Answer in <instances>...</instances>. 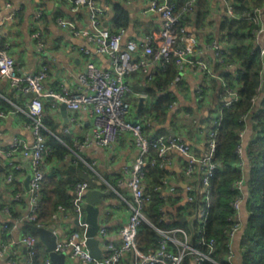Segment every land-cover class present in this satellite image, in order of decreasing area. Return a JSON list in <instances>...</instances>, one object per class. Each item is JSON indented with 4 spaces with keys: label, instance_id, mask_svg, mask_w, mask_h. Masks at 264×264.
Segmentation results:
<instances>
[{
    "label": "built area",
    "instance_id": "built-area-1",
    "mask_svg": "<svg viewBox=\"0 0 264 264\" xmlns=\"http://www.w3.org/2000/svg\"><path fill=\"white\" fill-rule=\"evenodd\" d=\"M40 8L36 11L34 21L36 29L33 32V38L38 43V48H44V29L43 22L44 8L50 0H39ZM71 11L74 15L81 17L90 25L89 28H79L74 21L69 18L59 17L57 23L62 28L67 29L70 34L81 36L86 39L87 45L77 48L78 52L86 57L85 70L78 75V87L73 91L68 87L58 93L48 92L45 89V82L49 77L48 67L43 63L36 73H22L16 67L14 57L9 53L8 47L1 44L0 36V76L8 79L11 86L19 94H30V101L25 111L28 115V126L32 130L33 141L26 143L23 139L15 138L7 150L0 148V168L2 167L3 156L12 158L14 154H20L27 158L31 164L32 177L29 183L27 193H17L15 200L20 201L27 199V215L29 221H34L38 216L39 196L42 184L48 172L54 173L56 170H49L47 156L48 147L44 130L46 126L43 123L44 117V100L52 96L53 105L64 103L67 108L78 112L85 111L91 117L90 133L75 138V146L82 150L93 142L97 145L108 148L123 136L130 135L133 143L138 147L139 154L134 160L127 179V185L131 191L132 199L129 202L130 214L125 223L118 229L117 235L119 242L111 240L104 241L102 254L99 259L94 258L86 245V223L82 219L86 215L84 201L85 193L91 189L88 181L76 184L72 199L73 213L77 218L79 228L67 232L63 238L57 239L55 251L65 253L71 250L70 256L73 259H79L87 264H120L128 255L132 254L133 264H182L186 254H196L198 264L204 260L205 256L194 247L189 245L190 235L184 229L174 231L160 230L163 236L159 245L149 250L148 253L141 251L137 244V235L139 227L143 222H147L143 209L148 203L150 194L147 192L144 182V169L148 165L158 166L165 172L168 159L173 151H179L188 159L185 166V174L192 181L200 180V189L203 192V199L206 206L200 208L194 215H197L196 221L205 223L207 220V208L211 205V178L219 163L215 159L218 145V128L223 109L233 105L238 99L237 92L228 84L226 79L214 72L213 62L208 56V51H212L219 61H223L220 43L218 39L207 43L205 47H200V41L197 34L187 26L176 28L179 16L176 13V3L174 0H144L147 5L141 9L142 16L150 13L157 14L161 20L158 29H153L144 37L142 43L135 38H126L128 28L117 27L113 21L112 1L120 0H69ZM198 0H187L182 8V12H193L196 9ZM136 0H129V6L134 5ZM9 6L10 3H7ZM227 13L232 16L234 7L227 4ZM12 13L10 18L15 17ZM249 19L254 18L256 21L264 22V10L256 8L253 12L244 11L241 15ZM241 16H236L240 18ZM264 24V23H263ZM264 32V26L255 30V35ZM264 56V48L262 49ZM104 55L110 59L108 67H101L96 63L95 56ZM174 57L178 72L185 67H190L199 71L203 76V81L196 88L197 99L202 104H207L212 99V92L204 89L208 84L205 78L215 77L223 88L220 104L216 106L213 113V124L203 133L205 140V153L202 156L197 155L191 146L185 142L181 136L165 135L162 133L151 134L148 128L155 125L156 118H134L133 104L128 98L130 94L138 97L148 98L145 89L134 92L129 77L134 73H140L144 78V84L153 80L156 74L165 72L170 59ZM226 68H232L227 65ZM181 79L179 74L178 80L174 81L171 87H175ZM175 104V103H174ZM22 110L21 108H18ZM6 111L0 109V118L6 116ZM76 117L74 116L73 119ZM68 132V130H65ZM245 132L240 135L244 138ZM2 131L0 130V137ZM239 155L245 159L240 165H247L249 160L245 152L244 143L237 148ZM16 167L17 164L10 163V167ZM10 170V169H9ZM8 181L13 180V175L9 173ZM247 183L245 179L236 180L232 189L239 191L240 196L233 201L232 205L235 210L232 228L228 231L230 238V253L228 261H233L235 257L234 240L241 230L242 221L240 210L244 202V192ZM164 187L159 186L155 190L167 200L163 193ZM195 187L188 186V202L193 200L191 193ZM164 206L162 211L164 212ZM8 215L10 206L5 208ZM165 213V212H164ZM66 219L68 213L64 207H60L54 219ZM9 227L8 223L3 224V229ZM56 230V229H55ZM172 232H180L183 238H177ZM107 235L105 227H101L98 237L101 241ZM22 242L27 245V255L23 260L12 253L8 257L9 264H33L34 247L36 238L31 234L24 235ZM170 242H173L181 249L173 251L170 249ZM9 245L7 242H0V254L8 253ZM11 253V252H10ZM46 264H54L49 256Z\"/></svg>",
    "mask_w": 264,
    "mask_h": 264
},
{
    "label": "trees",
    "instance_id": "trees-1",
    "mask_svg": "<svg viewBox=\"0 0 264 264\" xmlns=\"http://www.w3.org/2000/svg\"><path fill=\"white\" fill-rule=\"evenodd\" d=\"M128 1L111 2L112 21L117 27L129 28L132 23L134 25L138 23L132 15ZM186 1L174 0L175 11L179 16L176 28L187 26L192 30L193 27L199 38L198 31L206 28L208 24L212 27L214 25L215 30L205 34L206 42L203 45L200 43L199 46L205 47L207 43L218 39L223 50V61H219V58L215 56L214 59L210 58L214 72L224 77L238 94L237 101L225 107L220 117L219 139L215 155V160L219 165L211 178V205L207 208L206 222L195 221L194 223L193 247L205 256L201 264H234V261H228L230 253L228 231L235 223L233 221L235 210L232 203L241 193L233 190L232 185L236 180L243 178L248 186L246 209L249 217L244 234L240 239L241 261L242 264H264V89H262L264 56L261 47L256 44L255 35V30L262 27L263 23L261 20L256 21L254 18L241 16L244 11L253 12L257 7L264 10V0H226L227 4L233 5L234 14L241 17L229 15L226 6V13L218 23L214 22L211 17V0H198L195 11L182 12ZM194 14H196L195 17ZM1 44L4 47L2 39ZM227 65H232V68H226ZM178 71L175 58L172 57L165 72L156 74L153 80L146 84L139 78L134 84L132 83L133 76L140 73H134L129 77L132 86L143 88L148 94V105L143 109L140 117L156 118L160 122L168 119L176 100L171 86L174 81L178 80ZM204 81L208 84L204 90L212 92V99L207 104H201L208 108V127H211L212 116L216 106L220 104L219 94L222 93L223 88L215 77L205 78ZM47 108V105L44 106L43 117V123L46 126L44 136L48 147L46 160L48 163L51 161L57 163L59 170L54 173L48 172L44 179L38 199L37 218L29 221L25 216L23 219L25 235L31 234L37 240L34 247L33 264H46L45 261L49 257L33 229L54 224V216L60 207H64L67 213H73L74 188L77 183L83 182L75 171L78 168L83 169L84 159L81 150L76 148L75 139L71 134L64 131L60 124L49 116ZM0 109L8 112L14 107L0 98ZM250 124L253 125L254 135L245 145L249 160V169H246L245 165H240V162L245 159L239 155L237 148L244 143L240 134L245 132ZM9 173L8 170L7 174ZM164 176L165 172L158 166L148 165L144 169L143 185L150 194V198L143 212L148 221L142 223L137 235L138 247L144 253H148L150 249L159 245L163 238L160 230L184 229L190 235L188 223L183 221L182 214H177L176 219L174 217L167 219L164 216L162 206L166 204V201L159 191L155 190L159 186L162 187ZM194 187L191 193L193 200L183 206L180 213L194 215L200 208L206 206L198 177ZM17 202L27 205L28 201L24 198ZM13 216L16 217L18 214H13ZM172 234L177 238H183L180 232H172ZM4 239L3 242H7V238L4 237ZM169 247L173 251L181 249L173 242H170ZM196 258V254L188 253L184 256L182 264H198Z\"/></svg>",
    "mask_w": 264,
    "mask_h": 264
},
{
    "label": "crops",
    "instance_id": "crops-1",
    "mask_svg": "<svg viewBox=\"0 0 264 264\" xmlns=\"http://www.w3.org/2000/svg\"><path fill=\"white\" fill-rule=\"evenodd\" d=\"M7 3H10V5L8 6ZM146 5L147 2H144V0H136L134 5L129 6L133 17L138 23L130 25L126 38H135L142 43L147 33L160 27L161 20L157 14L150 13L147 16H142L141 9ZM40 6L39 0H0L1 39L4 45L8 47L9 53L14 57L17 69L22 73H36L43 63L47 65L49 77L44 86L48 92L58 93L63 87L75 91L78 87V75L85 70L86 64V57L76 49L86 46L87 41L81 36L70 34L67 29L59 26L57 19L59 17L69 18L79 28H89L90 25L85 19L72 13L69 0H50L44 8V49L40 50L37 41L33 38V32L36 29L34 16ZM226 6V0L210 1L211 17L214 22L218 23L221 17L224 16ZM12 13H16L15 17L10 18ZM194 30L195 28L192 27V31ZM213 30H215L214 25L212 27L208 24L206 28L198 31L199 41L202 45L206 42L205 34ZM256 44L261 49L264 48V32L256 35ZM208 56L214 59L215 55L212 51H208ZM95 60L101 67L109 66L110 59L107 56L97 55ZM179 74L181 79L175 87H171L176 100L170 110L168 119L164 122L156 120L155 125L148 128V132L165 135L174 133L181 136L197 155L202 156L205 153V140L202 133L208 128L209 111L207 107H204L198 101L196 88L204 78L199 71L190 67L183 68ZM137 78L144 80L142 75L137 74L131 79L133 84L137 81ZM132 87L134 92L143 89L135 88V85ZM30 97L29 94L17 93L11 86L10 81L0 76V98L8 101L14 107L6 113L5 117L0 118L1 149L7 150L15 138L23 139L29 144L32 143V130L27 124L29 119L25 112ZM128 98L133 104V117L139 118L143 109L148 105V98L144 101V104H141V97L135 94H130ZM54 101V98L49 96L45 98L44 106L47 105L49 116L58 122L64 131L68 130L74 139L90 133L92 119L87 112L82 110L74 112L67 108L68 110L64 114L61 109L62 103L55 106L53 105ZM74 116L75 119H73ZM174 121L175 123H173ZM253 135V125L250 124L244 134V145L248 144ZM81 154L84 165H82L83 169L78 168L75 170L76 174L83 181L90 183V190L110 191V194L104 199L105 206L100 217L101 226L107 230V235L101 241V249H103L104 241L119 242L117 231L130 214L129 202L132 195L127 185V179L134 160L139 154V149L133 143L131 136L126 135L108 148L101 147L93 142L84 147ZM3 157L2 167L0 168V242H3L4 237H6L9 248L8 253L0 254V264H9L8 257L12 253L23 260L28 251L27 245L22 242L25 235L23 219L27 215V205H23L21 202L16 203L15 195L17 193H27L25 179L32 171L30 161L20 154H14L12 158ZM187 161V157L179 151H173L168 159L166 177L162 185L164 187L163 193L167 198L164 207V216L167 219H173L172 217L176 219L181 214L186 218L192 216L179 212L188 203V186L190 184L195 186L196 184V180L192 181L187 178L184 172ZM11 162L17 164V166L10 167ZM48 167L49 170H59L58 164L54 161L48 163ZM246 169H249V163L246 165ZM8 170L13 175L12 181L7 180ZM247 191L248 186L245 187L244 202L240 210L242 227L234 240V264H242L240 239L244 234L249 217L246 209ZM7 206L12 208L11 216L5 211ZM13 214H18V216L15 217ZM4 223H9L6 230L3 229ZM52 225L55 226L56 233L60 234V238H63L67 232L79 228L77 218L71 212L68 213L66 219L60 217ZM42 244L47 251L46 245L43 242ZM47 253L50 256L48 251ZM70 253V249L63 253L66 264H87L79 259L71 258ZM133 261V255L128 254L120 264H133Z\"/></svg>",
    "mask_w": 264,
    "mask_h": 264
},
{
    "label": "water",
    "instance_id": "water-1",
    "mask_svg": "<svg viewBox=\"0 0 264 264\" xmlns=\"http://www.w3.org/2000/svg\"><path fill=\"white\" fill-rule=\"evenodd\" d=\"M196 14H194V17ZM262 89H264V70L262 73ZM31 97L32 93L29 94ZM146 98L141 97V104H144ZM62 112L66 114L67 105H61ZM172 136H175L172 133ZM32 177V172L25 179V184L29 190V183ZM110 194V191L102 192L100 190H89L85 193V211L86 215L82 219V222L86 223V245L91 253V255L99 259L101 257V238L98 237L99 231L101 229L100 217L103 213V207L105 206L104 199ZM197 219V215H192L191 217H184L183 221L188 223L190 229L189 245L193 247L194 238V223ZM35 233L39 236V239L46 245L47 251L50 253L51 260L54 264H66L65 255L63 253H58L55 251L57 246V239L60 234L56 233L55 226L50 225L49 227H35L33 229Z\"/></svg>",
    "mask_w": 264,
    "mask_h": 264
}]
</instances>
